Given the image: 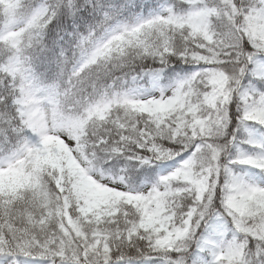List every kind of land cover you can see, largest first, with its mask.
Listing matches in <instances>:
<instances>
[{
  "label": "trees",
  "instance_id": "1",
  "mask_svg": "<svg viewBox=\"0 0 264 264\" xmlns=\"http://www.w3.org/2000/svg\"><path fill=\"white\" fill-rule=\"evenodd\" d=\"M194 1L202 3L196 7L214 11L207 25V39L184 23L155 15L139 23L133 32L124 28L117 38L107 42L94 67L81 76H71L82 36L102 22L103 13L113 20L163 5L172 17L186 18ZM44 4L48 9L42 15L37 9ZM251 9L260 11L258 22L248 15ZM244 17L248 25L240 22ZM263 24L264 0L0 1V36L6 32L0 38V164L27 151V145L36 139L17 123L14 102L20 97L23 79L17 77L20 72L12 75L6 71L16 58L43 85L65 96L68 105L61 106V113L67 114V108L72 113H82L73 121L81 139L80 151L91 156V163L101 170L123 176L128 189L157 183L158 165L198 149L203 133L193 128L197 122L205 125L208 137L204 139L221 135L225 141L236 131V145L250 153L264 152V122L247 118L242 103L235 110L228 105L227 125L217 130L221 110L209 108L206 102L214 90L208 83L212 71L224 74L232 86L243 80L248 87L244 74L251 68V61L264 62ZM155 70H164V79L169 82L198 71L196 79L183 86L184 102L180 106L166 114L139 115L133 106L122 105L108 123L96 121L91 115L90 107L110 86L118 88L143 72ZM256 85L261 92L255 101L264 94V80H257ZM82 100L85 101L80 106ZM253 129L262 135V145L258 139H248L255 133ZM40 153L27 152L21 164L9 166L8 174L0 175V257L39 259L52 264L162 261L164 251L157 245L160 235L143 227L147 204L144 198L123 194L108 198L104 205L88 213L79 211L81 197L76 184L80 172L67 169L63 154ZM144 158L152 163L146 165ZM236 161L237 157L232 158L230 164ZM196 163L200 164L198 159ZM259 172L264 178V167ZM227 186L226 179V191ZM158 195L178 227L199 207L195 189L183 182H170ZM241 222L250 231L240 239L245 244L244 260L216 258L212 264H264V201L255 197ZM234 232L230 228V236Z\"/></svg>",
  "mask_w": 264,
  "mask_h": 264
},
{
  "label": "rangeland",
  "instance_id": "2",
  "mask_svg": "<svg viewBox=\"0 0 264 264\" xmlns=\"http://www.w3.org/2000/svg\"><path fill=\"white\" fill-rule=\"evenodd\" d=\"M200 3L196 1L191 3L194 7L190 9L186 18L183 17L184 19L172 17V13L164 9L163 5L147 11L141 10L133 15L130 12L128 17L118 16L113 20L107 17L108 14L103 13L102 22L82 36L70 70L71 76H81L94 67L107 42L117 38L123 33L124 28L128 32H133L138 29L139 23L155 15L164 20L184 23L206 36L207 25L214 11L202 6L196 7ZM47 9L48 5L44 4L37 12L45 15ZM247 13L252 14L251 17L256 22L260 20L259 10L251 9ZM240 22L248 25L247 17L240 18ZM5 36L6 32H3L0 38ZM250 64L251 68L244 74L250 83L248 87L244 85L243 80L232 86L231 81L217 71L208 74V83L214 90L206 97L207 105L209 108L221 110L217 130H220L219 127L225 129L227 125L228 105L235 110L239 107L238 103L243 104L242 112L247 118L256 123L264 122V94H261L260 100L254 99L261 92L256 82L264 80V62L254 59ZM6 71L12 75L20 72L17 77L23 79L22 90L19 99L14 102L17 107V123L31 131L36 139L27 145V151L18 153L6 163L0 164V175L8 174L9 166L13 168L15 164H21L27 152L38 150L45 156L53 153L63 154L66 157L67 169L74 168L80 172L76 184L81 197L79 211L88 213L99 204L104 205L108 198L113 196L120 198L123 194L129 198L141 196L146 200L143 227L160 235L157 245L164 251L161 254L162 261L156 264H212V259L216 258L229 262L244 260L245 244L240 239L242 235L250 234V231L242 225L241 218L246 212L247 205L255 197L264 201V179L259 175V169L264 166V152L250 153L246 148L236 145L235 139L238 136L236 131L225 141L221 140V135L213 140L204 139L208 137L205 125L203 122H197L193 128L196 133L199 131L203 133V139L200 141L198 139L199 148L177 160L156 165L158 182L143 183L137 189L131 190L127 188L122 176L117 177L116 174L101 170L91 163V156H86L80 151L81 139L74 130L73 121L80 119L82 113H72L71 108L65 109L67 114L61 113V106L68 105L65 96L40 83L28 67L20 66L17 58ZM197 75L198 71L193 70L169 82L164 79V70L143 72L130 81L123 82L118 88L110 86L103 91L99 100L90 107L91 115L97 119L96 121L108 123L112 113L122 105L133 106L139 115L166 114L184 102L182 88L193 82ZM84 101L79 103L80 106ZM253 130L255 133L248 139L250 142L258 139L262 145V135L256 132V129ZM221 133L222 131L219 132ZM236 157V163L230 164L232 158ZM196 158L200 162L198 165ZM143 162L147 165L152 163V160L144 158ZM226 179L227 191L224 188ZM172 181L183 182L189 188H194L199 202V207L182 227H178L175 218L168 215L159 202L158 194L168 188ZM217 205H220L219 209ZM230 228L235 230L233 236H230ZM0 264L52 263L39 259L2 256Z\"/></svg>",
  "mask_w": 264,
  "mask_h": 264
}]
</instances>
